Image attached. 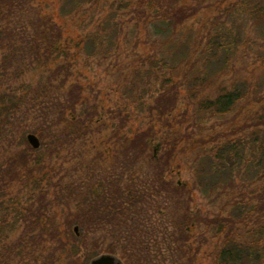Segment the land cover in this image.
Returning <instances> with one entry per match:
<instances>
[{
    "label": "trees",
    "instance_id": "16d2710c",
    "mask_svg": "<svg viewBox=\"0 0 264 264\" xmlns=\"http://www.w3.org/2000/svg\"><path fill=\"white\" fill-rule=\"evenodd\" d=\"M9 1L0 0V5H7ZM30 1L23 3L27 5ZM203 1L127 0L134 5L118 6L122 10L131 6L134 29L142 24L158 37L150 40L158 57H146V60L167 72L162 76L161 91L152 101L138 103L141 110L146 108L151 125L132 138L118 136L119 149L112 159L108 156L105 165L85 169L73 183L57 181L54 201L46 200V191L40 184L48 170L53 169V160L64 146L55 141L63 134V139L70 136L75 141L74 134L84 135L93 123L90 117L87 122L65 117L66 111L74 110L81 99L71 89L62 102L58 97L54 102L49 99L47 106L56 108L58 113L51 120L44 117L46 128L35 132L41 139L42 154L26 144L23 150L8 154L0 161V264L15 261L17 264H54L58 255L69 260L68 264H77L79 245L91 236L96 240L103 235L110 240L105 253L119 252L127 264H191V236L195 228L200 230L196 233L199 245L212 247L211 264H264V183L253 189L250 198L244 189L264 181V113L257 111L243 123L236 122L243 105L247 104L250 94H257L256 90L251 92L243 84L233 89L225 87L212 96L201 94L214 83L215 75L228 68L241 43L242 37L233 32L231 14L240 11L250 19L255 18L262 27L264 5L250 6L244 0H237L239 5L235 9L234 4L221 6L225 0H217L216 5L209 6L214 7L215 15L201 25L202 35H199L186 22L203 7L208 8ZM3 7L8 6L0 7V20L5 21L13 13ZM111 12L105 21L113 16ZM30 24L27 27L30 33L26 30L15 35L8 31L5 38L1 36L3 64L9 53L21 55L25 49L37 63L43 57L41 53L46 55L44 60L52 54L58 58L62 53L61 35L49 17L36 16ZM158 27L165 30V37L154 31ZM103 29L102 24L99 28L97 25L83 41L92 42L94 49L109 55L115 42L105 38ZM222 60V67L212 72ZM132 74L131 88L142 74L141 69H133ZM57 80L59 73L52 71L48 83ZM45 85L40 90L43 96L51 90V86ZM180 90L184 91L188 108L177 123H187L191 130L185 133L173 128V112ZM7 98L6 94L0 95V132L11 124L13 117L14 101ZM153 121L164 132L158 136L159 156L147 153L157 133ZM208 122L220 129L212 128L204 133ZM179 152H189L186 162L193 177V188L210 204L219 203L216 214L191 210L188 207L190 189L179 180L172 181L170 174L177 167ZM49 179L46 181L51 184ZM12 184L31 185L33 188L30 192L25 190L26 195L28 198L36 195L37 205L35 211L30 203L25 213L16 214L13 224L19 221L23 229L10 244L3 223L5 210L20 204L17 197L14 201H3ZM54 202L64 208L62 214L66 212L60 222L56 221L55 213L47 215ZM44 217L48 222H42ZM74 226L79 230L78 236L71 230Z\"/></svg>",
    "mask_w": 264,
    "mask_h": 264
},
{
    "label": "rangeland",
    "instance_id": "374dc122",
    "mask_svg": "<svg viewBox=\"0 0 264 264\" xmlns=\"http://www.w3.org/2000/svg\"><path fill=\"white\" fill-rule=\"evenodd\" d=\"M23 1L10 0L7 5H0V7L8 6L3 8H9V11L13 13L5 21L0 20V38L1 36L5 38L9 32L15 35L26 30L29 32L27 27L30 28V23L36 16H46L61 35L59 47L62 53L58 58L52 54L47 60H44L46 55L41 53L43 57L39 58L40 61L37 63L32 61L30 52L25 49L21 55H17L16 52L9 53L5 58L6 64H3L0 49V95L6 94L7 99L11 98L14 101L13 109H11L13 111L11 112L13 115L11 124L6 125V129L0 132V161L8 154L23 150L28 144L26 139L28 134H34L41 141L35 133L36 130L46 128L43 124L44 117L46 120H51L58 113L56 108L50 109L47 106V101L51 99L54 102V99L58 97L62 102L70 89L81 99L74 110L66 111L65 117L82 118L85 122L88 121V117L93 119V123L86 129L84 135L74 134L75 141L69 139L70 136L63 139L64 134L59 141H55V144L64 143V146L60 148L53 160V169L48 170L49 173L45 175L40 184L41 189L46 191V200H53L54 193L58 189L55 185L57 181L60 180V184H70L82 176L85 169L105 165L109 161L108 156L112 159L119 149L117 148L118 136L125 135L132 138L151 125L146 108L141 110L138 103L143 101L148 104L152 101L153 97L161 91L162 76L167 71L159 66H151L146 60V57H158L151 43V39L158 37L155 38L149 27L145 25L139 24L137 29H134L135 21L129 10L131 6L123 10L118 7L119 5H134L126 2L127 0H32L27 5ZM183 1L185 3L189 0ZM213 1L204 0L203 3L208 8L203 7L199 13L186 22L199 35H202L201 25L209 17L215 15L214 7L209 8V6L216 5L217 0ZM236 1L225 0L221 6L234 4L232 8L237 9L239 4ZM244 1L250 6L264 5V0ZM20 2L22 5H17ZM110 10L113 11L111 12L113 16L105 21ZM231 15L230 21L234 22L233 32L242 37L241 43L228 68L215 75L214 83L201 94L212 96L225 87L233 89V86L243 84L245 87L248 85L251 92L256 90L257 94H250L245 102L247 104L243 105L242 112L237 118V123H243L257 111L259 114L264 113L262 111L264 110V25L261 27L255 18L250 19L240 11H235ZM101 24L105 38L114 39L115 42V47H110L109 55L94 49L92 42L83 41L88 33L94 31L97 25L99 28ZM154 31L159 36L165 37V30L162 27L155 28ZM223 62L224 60L212 68V72L221 68ZM135 68H140L142 74L135 79L136 84L131 88L129 81ZM52 71H56V75L59 73V80L49 84L48 79ZM45 83L51 86V90L43 96L40 90ZM178 93L180 94L177 106L173 112V123H175L173 128L185 133L191 128L187 126V123L178 124L177 122L182 120L181 114L188 108V105L183 95L184 91L180 90ZM252 99L259 100L253 102ZM152 123L157 133L156 138L150 141L147 153L159 156L158 136L161 133L164 135V132L160 131L158 122L153 121ZM212 128H214V123H206L204 133H209ZM215 128L220 129L217 126ZM57 146L59 148V145ZM38 150L42 154L43 148L39 147ZM188 153L179 152L177 154L175 166L178 168L175 167L170 177L172 181L179 180L185 183L190 189L188 207L191 210L205 215L216 214L220 209L219 203L210 204L198 189L193 188V177L186 162L189 157ZM31 155L35 156L36 153H31ZM143 169L145 172L146 168L143 167ZM48 177L51 179V184L46 181ZM257 182V185H252L250 188L244 187L248 192L247 198H250L253 189H258L264 183V181ZM32 188L31 185L24 187L17 184H12L7 188L3 201L7 202L9 199L14 201L16 197L20 201V204L16 203L15 206L8 207L4 214V229L8 234L7 240L10 244L16 241V237L23 229L19 221L13 224L16 214L25 213L30 203H32L31 209L35 211L36 195L32 198L26 195V191L30 192ZM62 211L64 208L57 206L54 202V206L47 211V215L55 213L56 221L60 222L66 213L62 214ZM42 222H48L46 217ZM74 227H71V230L74 231ZM196 229L198 228H195L191 236V264H211L212 247L210 244L199 245L196 233L200 230ZM94 237H89L83 245H79L80 260L77 264H89L93 258L109 254L105 251L110 240L104 235L96 240H93ZM40 247L45 248L43 245ZM35 248L38 247L35 246ZM111 255L116 256L121 264H127L119 252ZM57 258L54 264H68L69 262V260H64L63 256L58 255ZM29 260H32V257L29 256ZM17 263L18 261H15L14 264Z\"/></svg>",
    "mask_w": 264,
    "mask_h": 264
},
{
    "label": "water",
    "instance_id": "95a60500",
    "mask_svg": "<svg viewBox=\"0 0 264 264\" xmlns=\"http://www.w3.org/2000/svg\"><path fill=\"white\" fill-rule=\"evenodd\" d=\"M26 139L28 144L33 148V149H38L40 146V142L38 138L34 134H28L26 135ZM74 233L77 235V227H74ZM89 264H121L120 260L111 254H102L99 255L95 258H93Z\"/></svg>",
    "mask_w": 264,
    "mask_h": 264
}]
</instances>
